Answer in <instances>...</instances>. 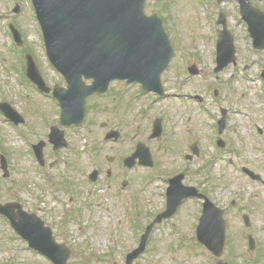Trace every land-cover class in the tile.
I'll list each match as a JSON object with an SVG mask.
<instances>
[{"label":"rangeland","instance_id":"1","mask_svg":"<svg viewBox=\"0 0 264 264\" xmlns=\"http://www.w3.org/2000/svg\"><path fill=\"white\" fill-rule=\"evenodd\" d=\"M192 1L197 2V0H162L161 2L148 0L147 4L146 11L149 15L159 13V16L165 20V26L176 51L172 63L163 75L165 89L168 94H172V97L154 105L156 108L154 115L165 116L170 135L172 131L174 133L173 137L169 136V148L157 155L159 164L156 169L158 173L171 174L179 167H188L191 171L187 176V182L197 184L200 188L203 186L214 204L230 209V216L233 214L230 213L232 210H244L245 213H251L252 217L257 218L259 223L262 218L259 214H264L263 206L258 205V203H264V186L246 176L243 168H249L264 178V134L261 136L256 126V123L259 124L261 120L264 122V82L260 78V69L264 66V52L253 49L251 41L246 38L237 37L235 40L237 57H239L237 65L232 64L222 72L215 73L216 37L213 34L214 29L210 23L209 12L203 9L204 0H200L196 5H191ZM20 2H23L22 15L15 20L14 24L17 28L21 24L26 27L27 44L25 46H30L37 55L41 62L37 60L38 67L49 85L62 84L61 75L52 68L47 59L42 32L31 1L20 0ZM215 3L216 0L212 7L216 12L220 7H217ZM15 4L16 0H0V14L3 15L0 19V57L4 61L0 60V65L3 67L0 66V97L5 96L2 99L6 101L11 99L19 107H26L30 102L33 106H28L30 111L34 108L42 113L46 112L49 115L48 126H51L54 122L51 123L50 118L55 114V105L37 93L27 80L25 86L22 84L21 78L23 79L26 73V55L15 45L7 48L10 45L8 22L13 21L15 17L13 13ZM164 5H167L166 9ZM192 6H195L197 13ZM221 8L230 13L231 24L235 26L233 21L235 0H224ZM226 59L227 52L224 53L223 60ZM192 65L198 67L199 75L193 76L188 72V67ZM247 65L250 68L245 70ZM176 94L179 98L175 96ZM189 95L194 98L191 99ZM222 109L228 110L227 133H224L222 137L230 143V146L225 150L217 146L216 130ZM21 110L30 116L34 126L40 121L41 116ZM106 118L107 114H99L97 118L91 113L74 139V150L81 152L83 147H87V139L94 140L101 136L100 126ZM136 123L137 121L133 120L130 124L137 127ZM259 126L264 128L261 124ZM36 127L43 132L42 128ZM91 129L95 130L96 134L89 137L88 132ZM173 138L179 142L187 140L188 146L194 144L192 140L198 141L199 157L195 156L194 160L187 164L184 157L190 154L188 147L178 151L174 147ZM27 140L26 136L20 137L19 131H15L8 123L0 120V146L9 154L12 169L15 171L16 181L12 190L17 199L21 198L25 203L34 200L32 203L34 205L28 204L27 207L39 211V207L57 204L55 199L61 196V193L59 195L52 193L49 185L42 183L41 178L45 175L39 170L35 156L27 151ZM87 149L90 148L87 147ZM121 149L116 147L112 155ZM62 154L64 160L59 167L61 170L65 168L64 162L70 151ZM106 154L108 152L104 151L103 156ZM47 156L51 160L57 157L49 150ZM78 156L81 167L86 169L89 153L84 151ZM150 173L147 170V174ZM162 177L164 178V175ZM82 184L90 188L84 177ZM160 185L163 189L165 188L164 184L155 180L146 185V214L140 217L141 227L138 228L141 232L164 204L165 191L157 188ZM0 190L1 198L9 199L13 194L4 182L0 185ZM65 197L62 198L68 201L70 195ZM235 198L238 207L233 208L230 202ZM97 200H90L86 198V195L80 197L73 204L78 210L75 218H64L65 228L70 230L67 234L72 249L69 264H115L114 262L125 264L120 253L125 251L127 254L138 246L139 232L134 230L131 221L126 217L121 218L117 212L113 211V208L105 210L104 205L102 208L97 207L96 203L100 202ZM197 203L198 201L189 202L180 209V213L174 217L173 221H170V224L157 227L150 238L148 250L134 264H179L181 261H184V264H208L212 257L209 253L211 257L208 254L193 253L203 251L195 244L194 235L191 232L185 233L183 243L192 251L176 249L175 253L178 252L180 255L174 262L173 250H171L176 232L174 225L176 228L187 226L186 221L189 215L201 208ZM138 208L137 205L130 208L133 222L137 221L142 212ZM233 212L237 214V211ZM191 216L190 226L195 227L198 217L195 213ZM73 220L76 227L72 225ZM239 222L238 219V223L233 224V230L237 226L240 229ZM260 235V244L254 251L256 260L254 256L244 255L240 249V247L243 248L244 243L240 242L235 260L229 253L225 261L229 258L236 264H255V261L257 264H264V231ZM231 242L230 238V246ZM109 252L113 253L111 263H103L101 260H105ZM244 252L248 254L247 250ZM0 264L52 263L28 249L18 237L13 235L9 225L0 221Z\"/></svg>","mask_w":264,"mask_h":264},{"label":"flooded vegetation","instance_id":"2","mask_svg":"<svg viewBox=\"0 0 264 264\" xmlns=\"http://www.w3.org/2000/svg\"><path fill=\"white\" fill-rule=\"evenodd\" d=\"M204 1L205 2H203V6L208 9L210 19L215 26L214 35L217 39L220 36V32L225 29H227L231 33V35H233L235 40L237 37H244L247 40L251 41L253 49L254 44L251 35L252 33L253 35L258 36L260 39H264V0H235V15L233 17L235 26H232L231 24L230 13L227 12V10L221 8L224 0H216L215 5L217 7H220L216 12L212 7L215 0ZM196 4L197 2L194 3V1H192L191 3V5ZM243 6H248L249 11L247 13L251 18V24H257V28H253L252 32L249 30V25L244 19L242 12ZM192 7L193 10L197 13L195 6ZM22 28H24L23 24L20 25V31L23 37L24 34L22 33ZM258 52L264 51L262 50ZM237 58L239 59V57ZM35 62L38 65L36 59ZM249 68L250 66L247 65L244 69L246 70ZM260 76L264 80V66L260 69ZM165 93V96L161 97L155 93L145 92L142 86L137 83L128 84L127 82H115L110 85L107 93L92 95L87 101L88 112L86 114L85 123L89 119L91 113L95 114L97 118L99 114H107V118L105 122H103L100 126L101 131L99 132L101 136L94 140L87 139V147H89L90 149L88 150L87 147H83L81 152L74 150V139L77 137V134L79 133L78 131H80L81 126H62L60 123V116L58 115L57 111H55L54 116L50 118L51 123H54L51 126H48V124L50 123L49 115L46 112L42 113L35 110L34 108H32V111H30V108L28 107L29 105L32 106L30 102L26 107H19L12 100H10L9 102L3 100L2 97H0L1 103H9L23 116L25 122L17 126L14 122L8 123V121L3 119L2 115L0 114L3 122L8 123L14 130H20L21 135H24L28 138L27 149L29 151L31 150V148L33 149L35 145L40 144L41 142H48L49 133L53 126H57L65 131V137L69 143V146L67 148L59 151L54 150L53 146L47 144L44 147L45 163L42 166H39V170L45 175V177L41 178L42 183L49 185L52 193L58 195L59 193H61V196H58V198L55 199V202H57V204L39 207L40 210L35 211L32 209H28L27 207L28 204L34 205L32 204L34 203V200L32 202L25 203L23 199H17L16 194L12 190L16 179L15 171L12 169L9 154L7 156L9 160H7L11 178L3 179V175L0 173L2 177L0 183L4 182L5 185H8L10 193L12 192L13 194L9 199L0 197V203L3 205L12 203L20 204L28 215L39 218L43 222L45 227L51 230L56 243L65 247H69L70 249L71 242L67 237V234L70 232V230L69 228H65L66 220L64 218H75V216L78 214V210L74 208L73 204L76 200L84 195H86V198H90V200L98 199L97 201L100 202L96 203L97 207L102 208V206L104 205L105 210H111L113 208V211L117 212V214L120 215L121 218L126 217V219L128 220L130 219L134 230L139 231L138 228L141 227L140 217L146 214V185L149 184L152 180H155L165 185L164 189L162 188V185L158 186L157 188L166 191L170 178L177 173V171H174L171 174H165L166 177L163 178L161 172L158 173V170L156 169L157 165L159 164L157 161V155L164 149L169 148V136H174L173 131L170 135V131H168L167 129L166 117L154 115V112L156 111L154 105L160 103L161 100L165 101L170 98L167 92ZM175 96L179 98V95L176 94ZM45 97L47 99H50L52 97V94H49ZM189 97H191V99L194 98L191 95H189ZM21 109H24L26 112H31L32 115L41 116L40 121L37 123V125L34 126V124L31 123L30 116L23 113V110ZM55 116L56 118L54 119ZM133 120L137 121V127L130 124ZM159 121V124H161L162 127V134L160 137L152 138L155 126ZM260 124L264 126V122H262L261 120L259 124L257 123L256 125L260 134L263 135L264 128L259 127ZM36 126L42 128L43 132H40ZM227 127L228 122H226L224 131L220 132L219 126L217 125L216 132L218 133V139L222 138L223 140L222 136L224 133H227ZM88 134L90 137V135L96 133L95 130L91 129L89 130ZM109 134L112 135L111 139L106 138ZM173 140L174 147L178 151H181L182 149L187 147L190 151L191 147L193 146V144H189L188 146L187 140L182 142H179L174 138ZM177 142L179 143L177 144ZM191 142L198 144V141L195 140H192ZM229 144V142L223 140V142H220V149H228L230 146ZM116 147H120L122 149L120 151H116L115 155H112ZM138 148H141V152L139 151V154L145 157L147 154V148L149 149L154 159V166L152 168H147L139 164L140 158L134 162V166L132 168H130L129 165L126 164V160L134 155ZM3 150L0 146V154ZM48 150L57 157L52 160L48 158ZM66 151H70V154L67 155V160L66 162H64L65 168L61 170L59 169V167L64 160V155L62 153ZM84 151L89 153V158L87 159L88 167L86 169L81 167L78 156ZM104 151L108 152L110 156L108 154L103 156ZM3 154H5V156L7 155V153ZM244 169L246 168H243V171ZM147 170H149L151 173L147 174ZM190 171L191 170L187 167L186 170L182 172L185 175V184L196 186L201 193L207 196L208 192L203 188V186L202 188H200L197 184H189L187 182V176L189 175ZM253 172L256 175L260 176L259 178H257V180L253 181L264 186L263 176L255 171ZM83 177L87 179L90 188H87L82 184ZM66 195H70L68 201L64 200V198H66ZM196 201H198L197 204L201 206V208L198 209L199 211L193 212L198 217V221L195 227L190 226V220L192 217L191 215L193 213L189 215L188 220L186 221L187 226L176 228L174 225V229L176 230V232L174 233L175 240L172 241L171 247V250H173L174 262L177 261L178 256L180 255V253L178 252L175 253L176 249L180 251H192L187 245L183 243V240L186 236L185 233L187 232H191V234L194 235L195 244L198 245L203 252H206L205 246L200 243L197 236V229L203 213V203L201 202L202 200L199 201L197 199H191L186 202ZM186 202H184L183 206ZM254 204H252L253 207H255ZM134 205H137L139 207L138 209L142 211L138 216L136 222H133L130 212V208ZM237 205L238 202L236 198L232 199V201L230 202V206L235 208L238 207ZM258 205L260 207L263 206L262 209H264V203H258ZM165 206L166 204L164 201L161 210L158 211L156 215L163 213ZM218 207L224 210V218L226 220V248L223 254L224 260L227 258L229 253L232 254L233 259L235 260V258L238 256L237 250L239 248L240 242L244 243L243 248L240 247L242 251L246 249V245H250L251 241L253 242V247L256 250L257 246H259L260 244V233L264 231V214H259V216H261L262 218L258 223L257 218L252 217L251 213H245L244 210H232L230 213L233 214L232 216H230V209L228 210V208H222L220 206ZM233 211H237V214L235 215ZM14 212L18 213V209H16V211ZM179 213L180 209L172 218H170L169 220H165L163 222V225L170 224V221H173L174 217ZM237 218L240 220L239 224L241 225V227L240 229L238 226L234 227L233 230V224L238 223ZM0 219L9 225V221L6 217L0 216ZM72 222V225L75 226L74 220ZM9 229L11 232H13V235L17 237L10 225ZM230 238L232 239L231 246L229 245ZM122 247L123 246H121V248ZM107 254L108 255L106 256L105 260H101L103 263H111L113 259L112 252H109ZM120 255L123 256L122 261L124 263L127 254L125 258L123 251L120 253ZM252 255L255 257L254 252L252 253ZM119 261H121V259H119ZM183 262L184 261H181L180 264H184ZM224 262L236 264L229 258L228 261ZM114 263L116 264L117 262Z\"/></svg>","mask_w":264,"mask_h":264},{"label":"water","instance_id":"3","mask_svg":"<svg viewBox=\"0 0 264 264\" xmlns=\"http://www.w3.org/2000/svg\"><path fill=\"white\" fill-rule=\"evenodd\" d=\"M145 1L33 0L48 56L69 84V90L61 92L56 88L54 93L61 103L64 124H79L84 119L86 98L95 92L104 93L114 80L140 82L147 91L162 92L161 74L167 69L174 51L162 21L156 15H145ZM218 49L219 71L234 61L233 41L220 40ZM228 49L231 58L223 62ZM28 75L41 90L49 92L32 65H29ZM84 79L93 80L92 85L86 86ZM50 138L56 149L66 145L62 132L53 131ZM42 150L43 144L36 151L39 159L43 157ZM178 179L172 181L168 193V214L177 209L183 198L198 195L194 188L180 189L181 177ZM206 211L205 218L216 208L210 203ZM0 212L11 220L18 218L19 223L12 221V225L32 248L55 264H67L70 251L56 245L49 230L44 229L38 219L23 212L18 217L12 216L9 207L0 206ZM202 225L205 231L212 225L221 229L216 241L222 248L223 222L215 217ZM211 246L218 252L215 244Z\"/></svg>","mask_w":264,"mask_h":264}]
</instances>
